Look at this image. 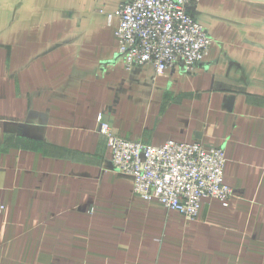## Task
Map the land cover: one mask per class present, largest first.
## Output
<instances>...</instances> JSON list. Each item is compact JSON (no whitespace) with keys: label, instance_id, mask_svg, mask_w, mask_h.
<instances>
[{"label":"crops","instance_id":"obj_1","mask_svg":"<svg viewBox=\"0 0 264 264\" xmlns=\"http://www.w3.org/2000/svg\"><path fill=\"white\" fill-rule=\"evenodd\" d=\"M129 0H0V264H264V0L191 8L205 62L128 70ZM224 149L225 207L199 217L134 194L100 134Z\"/></svg>","mask_w":264,"mask_h":264},{"label":"built area","instance_id":"obj_2","mask_svg":"<svg viewBox=\"0 0 264 264\" xmlns=\"http://www.w3.org/2000/svg\"><path fill=\"white\" fill-rule=\"evenodd\" d=\"M201 1L129 0L109 15L110 22L114 18L119 22L116 36L126 68L150 65L157 78L177 66L192 73L203 64L213 39L191 13ZM98 123L112 152L114 170L134 179V194L141 199L195 221L204 199L228 207L235 197L224 179V149L174 141L150 146L117 136L102 114Z\"/></svg>","mask_w":264,"mask_h":264}]
</instances>
